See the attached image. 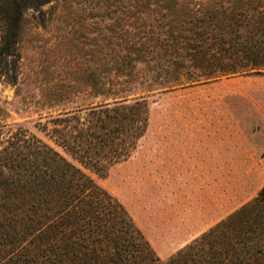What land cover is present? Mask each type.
Wrapping results in <instances>:
<instances>
[{
	"label": "rangeland",
	"instance_id": "obj_1",
	"mask_svg": "<svg viewBox=\"0 0 264 264\" xmlns=\"http://www.w3.org/2000/svg\"><path fill=\"white\" fill-rule=\"evenodd\" d=\"M148 2L50 0L27 9L14 55L0 57V148L20 134L48 143L121 204L166 264L264 183V72L205 76L208 61L199 54L180 51L174 66L154 47L141 50L144 60L125 65L129 74L118 73L128 44L160 30L161 10ZM135 99L145 103L146 124L127 155L110 166L85 168L54 141L52 128L66 132L72 120L64 126L53 118H82L97 104ZM188 126L191 143L201 142L206 153L182 175L173 166V144ZM119 142L113 138L106 156Z\"/></svg>",
	"mask_w": 264,
	"mask_h": 264
},
{
	"label": "trees",
	"instance_id": "obj_2",
	"mask_svg": "<svg viewBox=\"0 0 264 264\" xmlns=\"http://www.w3.org/2000/svg\"><path fill=\"white\" fill-rule=\"evenodd\" d=\"M47 1L0 0V57L14 55L25 11ZM226 1L153 0L161 10L160 30L139 45L128 44L115 70L129 74L125 65L144 60L141 50L158 47L174 66L180 51L199 54L208 61L205 76L264 72V0ZM183 22L190 25L173 33ZM53 119L64 126L72 120L66 132L52 128L56 144L81 166L100 171L127 155L142 134L145 103H101L82 118L72 113ZM113 138L120 139L119 150L112 148L114 155L106 156ZM0 264L164 263L121 204L79 166L39 138L20 134L0 148ZM166 264H264V183Z\"/></svg>",
	"mask_w": 264,
	"mask_h": 264
},
{
	"label": "crops",
	"instance_id": "obj_3",
	"mask_svg": "<svg viewBox=\"0 0 264 264\" xmlns=\"http://www.w3.org/2000/svg\"><path fill=\"white\" fill-rule=\"evenodd\" d=\"M185 128L189 129L182 134V138L180 136L174 138L173 151L178 154V158L172 159L174 169L178 173H182V175L184 174L183 171L192 170V165L190 164L196 155L206 153V149L201 145V142L197 144L191 143L193 138H195L194 133L190 131L191 127L188 126Z\"/></svg>",
	"mask_w": 264,
	"mask_h": 264
}]
</instances>
